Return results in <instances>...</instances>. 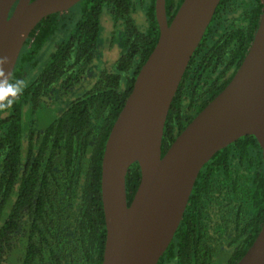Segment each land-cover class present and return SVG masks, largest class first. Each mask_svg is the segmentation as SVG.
<instances>
[{
    "label": "trees",
    "instance_id": "16d2710c",
    "mask_svg": "<svg viewBox=\"0 0 264 264\" xmlns=\"http://www.w3.org/2000/svg\"><path fill=\"white\" fill-rule=\"evenodd\" d=\"M155 2L81 0L67 12L44 17L31 32L10 80H27L29 73L35 78L24 82L10 108H0V264L12 263L14 256L20 264H102V159L112 126L158 41ZM182 2L166 0L169 21ZM141 6L144 25L136 17ZM104 10L114 33L122 31V53L89 90L66 104L65 95L100 47ZM262 11V0L220 1L172 100L163 154L232 79ZM60 32L68 37L40 63L45 43ZM140 180L136 161L126 175L129 203ZM263 221V150L247 134L204 164L158 264H236Z\"/></svg>",
    "mask_w": 264,
    "mask_h": 264
},
{
    "label": "water",
    "instance_id": "95a60500",
    "mask_svg": "<svg viewBox=\"0 0 264 264\" xmlns=\"http://www.w3.org/2000/svg\"><path fill=\"white\" fill-rule=\"evenodd\" d=\"M81 0H0V78H11L35 26ZM221 0H183L169 21L156 0L160 34L116 118L102 159L106 242L102 264H158L188 205L200 170L221 148L253 134L264 161V0L253 41L229 83L162 153L165 123L190 59ZM141 180L128 202L132 163ZM236 264H264V221Z\"/></svg>",
    "mask_w": 264,
    "mask_h": 264
},
{
    "label": "rangeland",
    "instance_id": "374dc122",
    "mask_svg": "<svg viewBox=\"0 0 264 264\" xmlns=\"http://www.w3.org/2000/svg\"><path fill=\"white\" fill-rule=\"evenodd\" d=\"M75 6V5H74ZM108 10H104L102 13V39L100 41V47L97 51V54L93 60V62L90 64L88 71L82 78V80L74 86L70 92H68L64 100L66 104H69L71 101H73L76 97L79 95L84 94L87 90H89L94 83L97 81L98 77L100 76V73L102 70L105 68L109 67L112 68L113 64L116 62V60L120 57L123 46L120 40L122 39V31L119 30L112 34L113 30V25H112V20L111 17L106 13ZM137 20L139 21L140 24L144 25L145 23V9L141 6L136 14ZM118 28H116L117 30ZM68 37V34L65 32H60L56 33L53 37H51L44 45V47L41 50V53L39 55V61L40 63L43 61L42 57L48 58V53L53 50L55 47L56 42L60 43L61 41L65 40ZM49 53V54H50ZM47 61V59H46ZM46 61L43 63L42 68ZM40 67L37 69L39 72ZM34 79L29 73L27 75V80L28 78ZM24 79V82L27 81ZM37 116L39 115L38 113L36 114ZM7 264H20L19 261H16V257L14 256L12 259V263H7Z\"/></svg>",
    "mask_w": 264,
    "mask_h": 264
},
{
    "label": "clouds",
    "instance_id": "9594fccd",
    "mask_svg": "<svg viewBox=\"0 0 264 264\" xmlns=\"http://www.w3.org/2000/svg\"><path fill=\"white\" fill-rule=\"evenodd\" d=\"M4 61H0L3 63ZM3 74L0 73V77ZM25 87L22 80H10L9 78H0V108H10L15 98L20 95Z\"/></svg>",
    "mask_w": 264,
    "mask_h": 264
},
{
    "label": "flooded vegetation",
    "instance_id": "af4514ba",
    "mask_svg": "<svg viewBox=\"0 0 264 264\" xmlns=\"http://www.w3.org/2000/svg\"><path fill=\"white\" fill-rule=\"evenodd\" d=\"M119 30H120V29H119ZM119 30H118V31H119ZM112 34H114V31H113V30H112ZM120 42H122V41L120 40ZM10 79H11V78H10Z\"/></svg>",
    "mask_w": 264,
    "mask_h": 264
}]
</instances>
